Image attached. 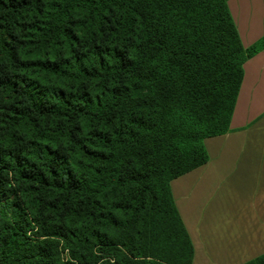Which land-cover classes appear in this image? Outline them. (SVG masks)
Returning a JSON list of instances; mask_svg holds the SVG:
<instances>
[{"label": "trees", "instance_id": "16d2710c", "mask_svg": "<svg viewBox=\"0 0 264 264\" xmlns=\"http://www.w3.org/2000/svg\"><path fill=\"white\" fill-rule=\"evenodd\" d=\"M226 1L0 0V264H192L170 181L264 46Z\"/></svg>", "mask_w": 264, "mask_h": 264}, {"label": "crops", "instance_id": "0c3cea01", "mask_svg": "<svg viewBox=\"0 0 264 264\" xmlns=\"http://www.w3.org/2000/svg\"><path fill=\"white\" fill-rule=\"evenodd\" d=\"M243 47L264 36V0H227ZM207 161L170 181L192 264H243L264 253V46L242 64L229 130L203 140Z\"/></svg>", "mask_w": 264, "mask_h": 264}]
</instances>
